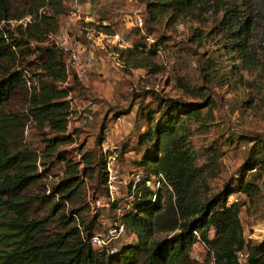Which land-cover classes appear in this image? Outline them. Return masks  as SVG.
Wrapping results in <instances>:
<instances>
[{"label":"trees","instance_id":"obj_1","mask_svg":"<svg viewBox=\"0 0 264 264\" xmlns=\"http://www.w3.org/2000/svg\"><path fill=\"white\" fill-rule=\"evenodd\" d=\"M142 1L148 14L146 34L153 33L160 14L198 23L209 19V33L195 28L193 38L199 42L215 36L217 47L196 59L198 100L143 92L154 94L163 109L139 139L149 144V151L136 168L143 170V180L161 173L171 190L164 185L153 198L143 181L136 190L128 189L126 197H116L107 207L113 213L107 227L120 222L135 240L122 244L118 239L97 249L89 238L104 223L98 210L91 213L88 201L78 205L77 199L89 190L106 195V161L99 160V180L92 183L94 155L77 144V128L68 130L71 94L79 80L68 73L64 53L43 43L47 34L60 31L59 12L52 8L62 4L0 0V209L5 210L0 264H195L191 252L199 241L215 264H239V252L245 254V264H264V240L254 244L245 238L240 205L228 200L234 190L223 180L222 153L208 141L219 106L214 88L219 83L236 87L240 75L235 70L258 71L247 82L249 91L227 100L229 111L251 110L264 117V0ZM27 16L31 20L26 24H11ZM20 98L23 109L10 112ZM27 125L47 128L43 150L27 144ZM251 141L247 151L237 152L233 166L264 173V132L255 131ZM77 151L80 159L68 156ZM58 165L61 169L53 171ZM235 190L261 197L253 179L241 180ZM154 233L165 236L152 240Z\"/></svg>","mask_w":264,"mask_h":264},{"label":"rangeland","instance_id":"obj_2","mask_svg":"<svg viewBox=\"0 0 264 264\" xmlns=\"http://www.w3.org/2000/svg\"><path fill=\"white\" fill-rule=\"evenodd\" d=\"M60 2L64 8L62 5L52 8V11L59 12L60 30L68 32L72 38L78 40L86 52L90 50L94 60L85 78L75 82L76 87L71 94L74 106L72 116L76 115L75 108L78 105H84L87 101L98 104L91 124L72 127L77 128V144L83 145L82 151H92L94 155L95 164L92 166L95 173L92 172L89 180H93L92 183H95L96 177L99 180V160L104 158L107 163L109 155L115 158L116 165L125 176L129 170L139 165L143 155L149 151V144H140L139 139L148 127L154 126L163 109V105L159 104L152 93L161 97L180 98L183 101L198 100L195 93L199 86L195 80L198 70L196 59L205 50L215 49L217 45L215 36L211 35L199 42L194 41L193 31L198 28L209 33L212 21L207 19L198 23L183 15L173 17L172 13L160 14L154 22L153 33L148 35L144 23L148 14L142 0ZM138 18L141 19V25L138 24ZM235 71L240 75V82L236 87L219 83L214 88L219 106L215 110V130L208 141L222 153L223 180L234 190L228 200H237L240 205L239 216L244 236L252 243L259 244L264 240V173L242 172L233 164L237 152L247 151L252 144L254 132H264V117L244 109L231 113L227 106V100L250 90L247 82L255 77L258 70L255 68ZM144 91L152 93L145 95ZM22 109L23 101L20 98L10 112L18 113ZM255 122L261 127L257 128ZM47 132L46 127L38 130L34 125H27L24 138L31 147L43 150ZM68 156L74 157V154ZM57 169H61L60 165L53 171ZM89 175L90 173L87 174ZM249 179H253L260 187V198L255 195L248 197L235 190L241 180ZM168 186L171 190V186ZM92 192L89 190L88 193ZM96 192L101 195L102 187L99 186ZM87 195L84 196L82 192L77 204L86 203ZM126 195L127 190L122 186L115 196ZM125 202L121 201L122 208L125 207ZM3 213L5 210L0 209V218L4 216ZM98 213L100 222L107 228L113 213H109L107 207L98 209ZM164 236V233H154L152 240H160ZM213 236L214 231L211 230L209 237ZM120 239L123 240L122 244L130 243L135 240V236L127 232ZM194 255L201 261L194 260ZM208 258L207 249L198 244L193 245L191 259L195 264H208Z\"/></svg>","mask_w":264,"mask_h":264},{"label":"built area","instance_id":"obj_3","mask_svg":"<svg viewBox=\"0 0 264 264\" xmlns=\"http://www.w3.org/2000/svg\"><path fill=\"white\" fill-rule=\"evenodd\" d=\"M76 11L78 13L79 9L77 8ZM30 20L31 16H27L18 21H11V24H26ZM137 21L139 25L142 24L140 18H138ZM2 24H4V21ZM43 43L53 44L64 53L68 73L70 75L73 74L79 81L85 78L88 68L92 67L94 64L92 52L90 50L86 52L79 41L72 38L66 31L60 30L47 34ZM73 108L74 106L71 99V110H73ZM97 108L98 104L95 101H87L84 105L76 106V115L72 116L73 114L71 113L69 117L68 130H71L74 125L84 127L91 124ZM72 146H76V144ZM74 157L75 159H80V152H75ZM106 175V195L94 196L89 193L87 195L91 213L96 212L100 208L108 207L111 202L114 201L116 198L115 195H117L122 186H124L126 190L129 189L134 191L137 186L144 181V185L153 193V198L156 197L158 191L161 190L164 185L170 188L161 173L151 175L149 178L143 180L145 176L143 170L134 168L129 170L124 176L120 168L116 165L115 158L112 155H109L107 158ZM127 232V228L123 224L116 222L112 226L92 234L89 238V242L93 248H108L118 239L122 238ZM194 233L197 235V232ZM196 244L200 245V247L205 250L207 249L205 244L200 241ZM193 258L197 262L201 261L197 255H194ZM237 261L239 264H245V254L243 252L237 254ZM208 264H215L213 257L209 256Z\"/></svg>","mask_w":264,"mask_h":264}]
</instances>
